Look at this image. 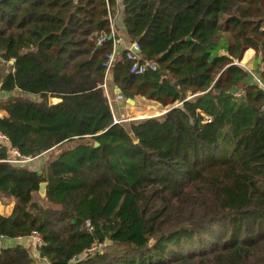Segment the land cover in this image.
<instances>
[{
    "label": "trees",
    "instance_id": "obj_1",
    "mask_svg": "<svg viewBox=\"0 0 264 264\" xmlns=\"http://www.w3.org/2000/svg\"><path fill=\"white\" fill-rule=\"evenodd\" d=\"M123 5L0 2V193L15 200L0 238H43L39 257L20 243L0 264H264V86L235 61L245 46L264 56V0ZM117 7L157 64L135 73L118 54L119 94L171 105L129 127L104 87ZM74 141L41 168L7 161Z\"/></svg>",
    "mask_w": 264,
    "mask_h": 264
},
{
    "label": "rangeland",
    "instance_id": "obj_2",
    "mask_svg": "<svg viewBox=\"0 0 264 264\" xmlns=\"http://www.w3.org/2000/svg\"><path fill=\"white\" fill-rule=\"evenodd\" d=\"M122 3H123V0H122ZM121 7H124V5L121 4ZM121 13V9L120 7L118 8L117 7V13L116 15L113 17V20H115L116 18V21L118 19V14ZM252 26V25H250ZM248 29L249 28H245L243 30L244 34L246 35L247 32H248ZM115 30H117V25H116V28ZM244 44H247L246 42H244ZM248 46H245V49L243 50V53L241 54V57L235 59V61L239 62L242 66H244L248 73H249V76L248 78H251L252 82H257V83H261L260 86H263V81L261 82V76H262V70L264 68V56L262 54L259 53V51L253 49V50H248ZM252 49V48H251ZM247 52V53H246ZM260 56H262V59H261V62L258 63L257 59L259 57L260 59ZM5 70L8 71V67L5 66ZM111 76L112 74H110L107 78V83H108V88H109V91H108V97H109V101H110V105H111V108L113 110V114L116 115L117 118H120L122 120V123L126 124L127 127H129V123L131 122V120H140V119H144V118H147L149 116H160L161 114L165 113L166 111L169 110V108L171 107V105H168V106H164L160 103H157L156 101H153V100H149V99H146L142 96L140 97H137L135 99L136 100H143L142 103L138 104V102L136 101V103L134 104L135 105V110L134 112H132V114H129V115H125L124 117L122 116V110L120 109L119 107V102L117 101L118 98H117V94L120 93L119 88L117 87L118 90H116V92H114L111 88ZM263 83V84H262ZM115 84V83H114ZM116 94V95H114ZM110 95V96H109ZM125 98V97H124ZM127 99V98H125ZM121 100V99H120ZM122 102H124L123 100H121ZM129 103L125 102L123 106H127L129 107ZM134 113V114H133ZM136 118V119H135ZM76 144V141L74 142H68L66 144H63V145H60L58 147H56L55 150L52 151V153H47L44 157H43V160L40 161V159H34L32 162L33 164H31L32 162H29V163H26L25 165L26 166H30L31 168H38V167H42L43 166V161L44 162H49L51 161L53 158L56 157V155L63 149H65L67 146H71V145H74ZM42 157V156H40ZM45 158V159H44ZM42 194V193H41ZM45 194V193H44ZM42 194V195H44ZM1 196V195H0ZM4 198H8V197H4ZM9 199V198H8ZM3 201L6 202V200L4 199ZM34 246V247H33ZM31 247V250L33 252V254L35 255L36 253H39V250H38V246L37 245H33ZM105 245H103V249H104ZM34 248V249H32ZM38 251V252H37Z\"/></svg>",
    "mask_w": 264,
    "mask_h": 264
},
{
    "label": "built area",
    "instance_id": "obj_3",
    "mask_svg": "<svg viewBox=\"0 0 264 264\" xmlns=\"http://www.w3.org/2000/svg\"><path fill=\"white\" fill-rule=\"evenodd\" d=\"M115 28H116V20H113V18H111V36L113 39V48L109 53H107L106 60L104 62V66L106 68V81L104 83V87L107 90V93L109 91L107 78L111 74V70L114 66L117 55L120 53L119 45L122 42V38L119 36L118 31L115 30ZM104 40L105 38L103 37L101 41ZM139 49L140 48L137 42H131V44L126 49L125 57L128 61L131 62V71L141 74L148 70H155L157 68V64L147 60L142 61L140 56H138L136 52V50ZM114 121L117 123L122 122V120L120 118H117L116 115H114ZM4 143L9 144V138L3 131L0 130V144H4ZM33 160L34 158L32 156L22 154L19 149L14 147L10 149V157L7 159V161L11 163L21 164V165H25L26 163L32 162ZM29 238H31L34 244L37 245L38 247L43 245V238L40 232L34 231L29 236ZM101 249H102L101 244L95 243L84 251L83 256H86L88 254H93L97 251H100Z\"/></svg>",
    "mask_w": 264,
    "mask_h": 264
},
{
    "label": "crops",
    "instance_id": "obj_4",
    "mask_svg": "<svg viewBox=\"0 0 264 264\" xmlns=\"http://www.w3.org/2000/svg\"><path fill=\"white\" fill-rule=\"evenodd\" d=\"M118 1V5L120 6L121 4L123 5V3H122V0H117ZM123 14L122 13H120V14H118V19H117V21H116V25H117V31H118V34H119V36L122 38V42L120 43V45H119V55L120 54H123L125 51H126V49L128 48V46L131 44V40H130V38H128L127 36H126V34H125V27H124V20H123V16H122ZM248 50H253V49H251V48H249ZM247 53V52H246ZM111 88H112V90L114 91V92H116V90H117V87H116V85L114 84V82H113V79H112V76H111ZM259 84V83H258ZM109 89V88H108ZM11 93H9V92H6V91H3L2 89H1V86H0V99H6L9 95H10ZM114 95H116V94H114ZM110 96V95H109ZM117 96V98H118V102H119V107H120V109L122 110V116L124 117L125 115H129V114H132V112H134V111H136L135 110V108L137 107H135V103H136V101L138 102V104H140V103H142L143 102V100H141V101H139V100H136L135 101V99L137 98V97H140V96H137L135 99H132V100H134V104H132V102L131 101H129V99H125L123 96H121L120 94H117L116 95ZM123 100L124 102H122L121 100ZM147 99V98H146ZM125 102H127V103H129L130 105H129V107H125V106H123L124 105V103ZM158 103V102H157ZM135 107V108H134ZM5 112L4 111H0V115H3ZM114 113V112H113ZM135 113V112H134ZM133 113V114H134ZM115 115V114H114ZM136 119V118H135ZM56 149V148H55ZM54 149V150H55ZM53 151V150H52ZM52 151H49V152H47V153H52ZM46 153V154H47ZM46 154H44V155H42V157H37V159H40V161L41 160H43V157L46 155ZM36 159V158H35ZM45 159V158H44ZM42 163H45L44 161L42 162ZM31 164H33V162L31 163ZM0 195H1V193H0ZM6 200V202L5 201H3V200ZM14 203H15V200L14 199H12V198H4L2 195L0 196V204H1V206H3L2 207V210L3 211H6V212H8V210H9V208H10V206H12V205H14ZM20 243H22V244H25L26 246H28V247H32L33 245H35L34 244V242H33V240L31 239V238H29V237H27V238H4V237H2V238H0V248H2V247H7V246H15V245H18V244H20ZM34 247V246H33ZM32 249H34V248H32ZM38 252V251H37ZM35 256L36 257H39V253H36L35 254Z\"/></svg>",
    "mask_w": 264,
    "mask_h": 264
},
{
    "label": "water",
    "instance_id": "obj_5",
    "mask_svg": "<svg viewBox=\"0 0 264 264\" xmlns=\"http://www.w3.org/2000/svg\"><path fill=\"white\" fill-rule=\"evenodd\" d=\"M2 1H4V0H0V2H2ZM189 38H191V36H189ZM139 51H140V49H139V50H136L137 53H139ZM261 59H262V56H260L259 62H261ZM235 91H236V87H234V88L232 89V92H235ZM129 101H131L132 104H134V100L129 99ZM140 120H141V119H140ZM98 145H99V143L96 142V146H98ZM46 189H47V182H42V183L40 184V193L44 194V193L46 192Z\"/></svg>",
    "mask_w": 264,
    "mask_h": 264
}]
</instances>
